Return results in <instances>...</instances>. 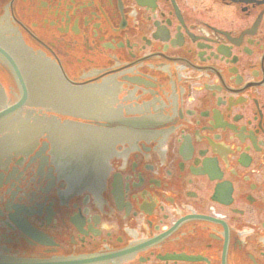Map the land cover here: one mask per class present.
<instances>
[{
    "label": "flooded vegetation",
    "instance_id": "flooded-vegetation-1",
    "mask_svg": "<svg viewBox=\"0 0 264 264\" xmlns=\"http://www.w3.org/2000/svg\"><path fill=\"white\" fill-rule=\"evenodd\" d=\"M38 61L112 111L0 146V255L264 264V0H0L7 105Z\"/></svg>",
    "mask_w": 264,
    "mask_h": 264
},
{
    "label": "water",
    "instance_id": "water-1",
    "mask_svg": "<svg viewBox=\"0 0 264 264\" xmlns=\"http://www.w3.org/2000/svg\"><path fill=\"white\" fill-rule=\"evenodd\" d=\"M36 63V62H35ZM37 64V63H36ZM39 68L35 69L34 65H25V72L28 73L26 81L18 76V84L20 86V96L18 101L9 107H6L0 111V121L5 120L7 117L11 116L13 113L21 109V107L28 103V96L30 93L29 103L32 106H37L39 108L45 109L46 111L56 110L67 112H75V114L88 115L94 117H106L109 116L112 109L104 106V96L108 94L103 90L93 89V88H81V89H71L65 85L61 84V78L57 75V70H51L43 62H39ZM0 83L5 88L7 93V87L15 88V84L11 80H2ZM28 84V86L26 85ZM29 87V88H28ZM30 89V92H29ZM124 96V95H123ZM9 100H12L9 98ZM3 97L0 93V106L2 104ZM42 111V115L34 113L33 111H26V116L21 115L22 113H17L12 118L4 121L0 124V133L7 132L0 139V146L6 148L8 146L18 144L19 140L15 137L26 136L23 140L27 142L29 138H35L42 133H46L53 143H55L54 136H56V131L63 132L62 136L66 133L69 135V139L63 141L64 143H79L84 142V140L75 139L78 133L75 131L74 127L69 126L58 127L54 123L53 117H47L54 115L52 112ZM130 111V109H128ZM46 114L47 116H44ZM20 131V133L16 132ZM80 132V131H78ZM86 136L87 133L80 132ZM10 150L7 149V153ZM16 226L26 232L27 235L32 237L34 240L41 242L40 236L31 230H25L24 227L15 222ZM171 259H180L185 261H195V257L190 256H170ZM99 258H90L83 261L79 259L63 258V259H51V260H38V259H24L15 258L11 256L0 255V264H90L99 262Z\"/></svg>",
    "mask_w": 264,
    "mask_h": 264
}]
</instances>
